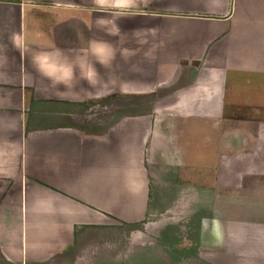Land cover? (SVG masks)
<instances>
[{
    "label": "crops",
    "instance_id": "1",
    "mask_svg": "<svg viewBox=\"0 0 264 264\" xmlns=\"http://www.w3.org/2000/svg\"><path fill=\"white\" fill-rule=\"evenodd\" d=\"M252 82L264 0H0V264H264ZM106 96L134 105L65 121Z\"/></svg>",
    "mask_w": 264,
    "mask_h": 264
},
{
    "label": "rangeland",
    "instance_id": "2",
    "mask_svg": "<svg viewBox=\"0 0 264 264\" xmlns=\"http://www.w3.org/2000/svg\"><path fill=\"white\" fill-rule=\"evenodd\" d=\"M251 25L255 27L257 24L253 22L250 23V26ZM248 35L249 34H243L242 37H249ZM252 35L253 36H251V39L248 44L242 42L240 44V47L238 46L236 50H241L240 56L242 57L244 50L247 49V57H242L240 66L242 67V63H245L243 64L244 66L254 68L251 72L256 73L258 72V66H260L259 63H261V61H259V59L257 58L258 50L261 48V43L260 41H255V36L257 37L258 35H256L255 33H253ZM255 61L257 62L258 68L254 66ZM255 68L257 70H255ZM246 75L249 78L251 77V74ZM263 84L264 83H262L261 86L257 85L255 87L256 83L252 82L250 84H245L241 89L246 91H255L256 89L260 90L264 89ZM138 100V98H135V103L143 102ZM147 101H149V99ZM152 102L153 97L150 98V103ZM133 103L129 99H127V97L106 96L96 102L88 101L83 103L69 104L67 106L63 105L62 107L65 109V112L67 111L68 113V115H65L66 122L70 124H76L77 126L82 127L86 131H103L109 126H111L119 117H121L122 115H126V113L128 112L127 107ZM168 197H170L169 200H174V196L169 195Z\"/></svg>",
    "mask_w": 264,
    "mask_h": 264
}]
</instances>
